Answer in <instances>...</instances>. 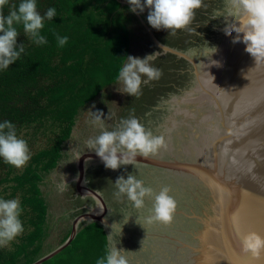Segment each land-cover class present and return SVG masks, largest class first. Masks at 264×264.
Returning <instances> with one entry per match:
<instances>
[{
	"label": "water",
	"instance_id": "obj_1",
	"mask_svg": "<svg viewBox=\"0 0 264 264\" xmlns=\"http://www.w3.org/2000/svg\"><path fill=\"white\" fill-rule=\"evenodd\" d=\"M0 264H264V0H0Z\"/></svg>",
	"mask_w": 264,
	"mask_h": 264
}]
</instances>
